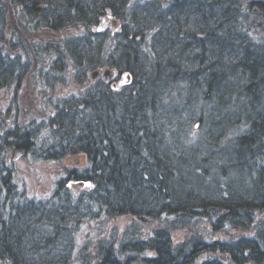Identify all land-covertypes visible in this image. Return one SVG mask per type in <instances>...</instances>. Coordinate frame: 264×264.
I'll use <instances>...</instances> for the list:
<instances>
[{
	"label": "trees",
	"instance_id": "16d2710c",
	"mask_svg": "<svg viewBox=\"0 0 264 264\" xmlns=\"http://www.w3.org/2000/svg\"><path fill=\"white\" fill-rule=\"evenodd\" d=\"M247 1V7L257 8L264 15V0H174L172 5L166 4L159 10L151 7L156 0H146L131 6V20L136 26L132 31L121 28L123 42L117 39L111 46L109 56L114 53L113 60L107 66L126 71L128 77L132 76L130 82H125L119 91H112L107 82L100 83L104 89L93 87L92 91L85 89L61 98L54 106L56 114L51 121L58 128L51 143L56 149L40 141L43 145L40 151L51 158L84 152L87 166L71 177L89 181L92 187L75 196L67 186L70 178L63 176L48 198L36 201L16 189L13 170L3 165L4 169L0 168V264H68L73 259L77 228L85 219L126 213L141 220H158V226L150 231L138 226L127 228L120 239H115L113 234L99 248L100 264H264V40L251 41L255 32L240 14L245 9L242 4ZM79 2L82 3L81 0H36L26 6L39 17L40 26L59 29L75 21L94 26L107 9L115 16L120 15L131 1ZM32 3L39 6L37 13ZM141 7L144 8L139 12ZM151 14L158 18L136 22ZM164 23L170 27L171 23L177 25L172 30L183 35L191 48L199 50L194 58L203 56L205 62L197 70L193 68V74L184 71L181 78H169V74H164L167 77L162 74L161 67L151 77L135 74L132 65L142 58L138 55L142 36L159 26L156 32L162 33L167 28ZM260 25H256L257 29L264 28ZM189 27L192 29L188 30ZM236 33L242 34L239 38L246 39L247 46L240 47V54L235 55L237 63L230 59L225 65L216 57L226 55L227 51L228 58L233 57L236 51L230 49L235 45L231 37ZM88 36L92 41L98 38L102 42L108 34L96 31ZM190 46L186 51L179 50L173 65L189 60L185 54L193 56L195 49ZM68 50L73 57L81 53L75 44ZM181 51L185 53L181 55ZM92 54L95 52L87 56L86 63L81 61V56L76 59L74 64L79 69L76 68L75 77L82 67L91 68L98 63ZM209 55L216 57L212 59ZM145 58H148L146 54ZM12 61L18 62L9 60L7 55L0 56V68L6 71L0 70L3 79L0 85L16 76L10 65ZM57 67L61 64L53 68ZM174 79L195 85L190 95L189 89L188 99L186 95L185 98L178 95L176 104L172 96L174 85H169L170 92L164 88L166 82ZM160 81L163 87L155 85ZM170 101L175 111L168 106ZM201 115L212 127L218 121L227 125L229 116L232 121L236 118L240 121V130L232 135L236 138L227 147H221L208 135L202 137L203 143L198 148L199 142L187 139L191 142L187 144L179 139L177 126L197 123ZM18 131L17 127L12 133L4 131L0 136L3 144L14 136L20 138ZM165 131L168 141L163 140ZM27 140L25 136L23 141ZM16 143L24 147L22 137ZM187 147H191L189 151ZM261 216L262 223L255 227L254 233L234 241L213 244L214 241L207 242L204 235L196 233L191 240L175 243L171 236L173 229L191 223L210 225L215 232L223 231L228 223L245 231ZM203 252L208 253L207 257L199 259ZM224 255L228 258L226 262Z\"/></svg>",
	"mask_w": 264,
	"mask_h": 264
},
{
	"label": "rangeland",
	"instance_id": "374dc122",
	"mask_svg": "<svg viewBox=\"0 0 264 264\" xmlns=\"http://www.w3.org/2000/svg\"><path fill=\"white\" fill-rule=\"evenodd\" d=\"M32 1L36 2V0H22L21 2L18 0H0V56L7 55L9 60L18 61H12L10 63L14 68L13 71L17 72L16 76L12 81L0 85V136L4 134V131L12 133L17 127L22 137L21 144L24 145V147L15 145L16 142L18 143L21 140V137L14 136L13 138H9L7 140L8 142L4 144L0 139V168L4 169L3 165H6L12 169L16 189L24 193L26 197L29 196L39 201V199H45L51 195L57 182L63 176L70 178L67 180V186L75 196L81 193V191H88L92 187V183L89 181L83 179L77 180L71 177L72 174L79 173L81 169L87 166V155L84 152H72L69 155H59L58 157L51 158L44 154V151H40V148L43 147L40 141H44L46 145L51 146L54 150L56 149L51 143L54 141L53 139L58 128L57 124L51 123V121L54 118L53 115L56 114L53 110L54 106L58 104L61 98L79 94L85 89H87V92L88 90L92 91L93 87L98 88V86H101L100 83L104 84L107 82L112 85L109 86L112 91H119L125 82H130L132 76L128 77L126 71H118V69L107 67L109 62H111L110 60H113L114 54L112 53L109 56V53L112 50L111 46L115 45L117 39L123 42L122 35L119 33L122 30L121 28L126 27L132 31L136 26V23L131 20V6L146 0H129L131 2L126 10L116 16L107 9L105 14L99 18V21L94 26L88 27V25L82 22L75 21L59 29L40 26L39 23L41 21L39 17L35 16L36 14L32 13L29 7L26 6ZM90 1L92 0H81L82 3H88ZM172 1L174 0H156V3L151 5V7L159 10V8L166 4L172 5ZM248 2L242 4V6H245V9L243 7L240 14L241 17L243 16L244 22L247 21L251 25L248 26L255 32L252 33L253 40L251 39V41L257 43V41L264 40V28L257 29L256 27L257 24H261L260 26L264 25V15H261L257 8L253 9L250 6L248 8ZM36 4L32 3L35 13L39 9L37 8L39 6ZM143 8L141 7L138 11L141 12ZM199 8L201 9L200 6ZM153 17L158 18L157 15L151 14L149 18L141 17L136 22L141 19L147 22V20L149 21ZM163 25L167 28H163L162 33L157 34L156 32L160 29L161 26H159L149 32L147 31V34L142 36L141 46L139 47L141 50L138 54H141L142 58L137 62V65L136 63L132 65L134 66L135 74L144 73L146 76L151 77V73L155 70L157 71L159 67L162 68L160 71L163 75L169 74V78H181L182 76L180 74L184 73V71L193 74L201 66L202 62H205L202 58L203 56L194 58V54L197 53L198 55L199 50L197 51L195 48H191L192 46L186 44L185 41L187 40L183 35L181 37L180 33L172 30L177 25L173 23H171V27L166 23ZM143 26L146 27V23ZM191 29V27L188 28V30ZM96 31L108 34L107 41H97L98 38L95 41L89 39L91 37L88 36V33ZM240 34L236 33L233 35L234 38L231 37L233 42L235 41V45H232L230 49H235L236 51L235 54L232 53V58H228V51L226 55L221 54L218 57L215 56L225 63V65H228L227 60L230 59H232V62L237 63V56L235 55L237 53L240 54V47L244 49L247 46L246 39L239 38L242 36ZM69 42L71 43L69 44ZM74 44L76 50L81 51L77 57H73L71 50H68V47ZM189 46L192 50L195 49L192 51L193 56L191 55L192 57H190L189 53L185 54L189 60L183 59L180 63L177 62L174 63L176 65H173L172 62H175L176 57L179 56V50L183 49L186 51V49H189ZM223 50L220 48V51ZM92 51L95 52V55L92 54V56H96L95 60L98 63L91 68L89 66H86L87 68L82 67L77 77H75L77 73V67L75 66L76 59L78 60L79 56H81L83 58L81 61L86 63L88 62L87 56ZM141 51L148 58H145V54H142ZM182 51L181 55L185 53H182ZM210 56L212 59H215L214 55H209L208 57ZM174 58L175 60H173ZM116 60L115 58L114 62ZM137 60H139V56ZM57 64H61V67L53 68ZM108 68L110 73L109 77L106 74H102ZM193 68H195L194 71ZM0 70L1 72H6L2 71L1 68ZM93 73L96 75L93 76ZM116 73L117 76L115 77ZM162 74L160 75L163 77ZM166 75L164 76L167 77ZM2 80L0 77V82ZM156 83L155 85L163 87L161 81L158 84ZM171 84L174 85L172 96H174L175 101L178 95L184 98L186 95V99H188L195 86L191 81L174 79L165 84L164 88H169V92L171 90L169 85ZM103 87L101 86V89H104ZM108 95L106 94L107 98H109ZM164 102L162 101L161 105H164ZM170 102L171 104L168 106L172 108L171 110L175 111L173 105L177 101L174 103L172 101ZM199 102L202 105L201 99ZM156 113L161 115V113ZM201 117L202 119L199 118L197 123L189 124L187 122L186 124L183 123L180 127L177 126V130H179L178 138L185 142H187V139H192L194 143L199 142L198 148L203 143L201 140L202 137L207 136L208 138L209 135L215 142H219L221 147H227L226 145L236 138V136L232 135L238 133L240 130V121H237L236 118H233L232 121L231 116L227 118V125H225L226 122L218 121L215 127H212L209 120L206 121L204 115H201ZM207 123L208 126L206 125ZM172 126L168 124V129L170 130ZM26 130L29 132L27 133ZM25 136H28V142L23 141ZM163 138V140L168 141L169 136L166 131L163 133ZM183 145L185 146V144ZM168 146L165 145V147ZM190 148L187 147V151ZM262 219L263 216L255 219L253 226L245 231L239 230L237 227L232 228L228 223L224 225V230L220 232H215V229L210 225L199 226L196 223H191L184 228L173 229L171 236L175 243L181 242L183 239L191 240L196 233L204 235L203 237L205 241L208 240L207 242L214 241L213 244L222 240L234 241V239L240 236L254 233L255 227L262 223ZM157 222L158 220L151 218L141 220L139 216H133L129 213L115 216L105 214L102 216L95 215L89 219H85L77 228V234L75 236V240L77 241L74 248V255L68 264H100L101 256L99 248L111 240L113 234H115V239H120L122 231L137 226L142 227L144 231H150L158 226L156 224ZM207 254V252H203L199 255V259L207 257ZM224 258H227V256L224 255ZM227 260L228 258L224 262Z\"/></svg>",
	"mask_w": 264,
	"mask_h": 264
},
{
	"label": "water",
	"instance_id": "95a60500",
	"mask_svg": "<svg viewBox=\"0 0 264 264\" xmlns=\"http://www.w3.org/2000/svg\"><path fill=\"white\" fill-rule=\"evenodd\" d=\"M102 74H106L107 77L110 76V73H109V68L108 69H105V71L102 73ZM96 74L93 73V76H95Z\"/></svg>",
	"mask_w": 264,
	"mask_h": 264
}]
</instances>
